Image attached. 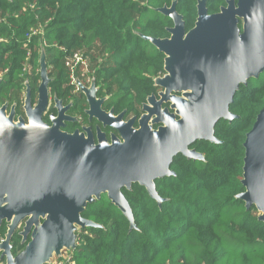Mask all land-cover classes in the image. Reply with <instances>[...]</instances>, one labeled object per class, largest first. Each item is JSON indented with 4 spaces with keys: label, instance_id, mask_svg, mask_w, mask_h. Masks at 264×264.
<instances>
[{
    "label": "trees",
    "instance_id": "trees-1",
    "mask_svg": "<svg viewBox=\"0 0 264 264\" xmlns=\"http://www.w3.org/2000/svg\"><path fill=\"white\" fill-rule=\"evenodd\" d=\"M198 1L0 0V107L6 104L8 111L13 106L15 121L25 118L23 95L28 88L35 103L43 54L48 97L69 105L70 116L88 123V104L83 94L74 93L65 67L67 57L81 51L92 67L102 110L139 118L159 90L156 80L164 74L166 58L146 38L169 39L173 28L160 9L174 4L189 32ZM225 6L226 0L205 3L208 15ZM51 104L48 113L55 114ZM263 105L264 71L239 86L229 107L236 118L214 127L219 143L195 142L190 149L202 160L179 154L170 165L174 175L154 182L160 205L137 183L122 189L134 229L106 194L87 204L80 216L97 227L75 232L70 262L62 264H264V223L254 206L246 209L236 198L245 191V136ZM6 232L2 221L0 240ZM20 232L10 238L12 256L31 240L22 242Z\"/></svg>",
    "mask_w": 264,
    "mask_h": 264
},
{
    "label": "water",
    "instance_id": "water-1",
    "mask_svg": "<svg viewBox=\"0 0 264 264\" xmlns=\"http://www.w3.org/2000/svg\"><path fill=\"white\" fill-rule=\"evenodd\" d=\"M160 11L173 21L170 38L146 39L166 57L167 89L183 93L184 99L166 97L179 110V119L161 112L158 102L148 112L153 123L164 126L151 130L148 117H144L140 129L133 130L130 123L121 122L122 116L113 119L111 113H105L100 107L102 101L95 102L92 82L85 92L88 115L117 131L123 142L118 143L114 137L107 145L99 136L95 145L89 134L84 138L61 133L59 127L69 118L56 99L61 108L49 128L42 121L49 82L43 54L33 106L29 89L25 92L23 110L28 125L20 123L23 119L18 117L20 122L14 126V107L9 117L5 115L7 105L0 107V224L12 221L0 241L4 264H50L53 253L57 255L65 247L73 250L76 226L97 227L80 214L102 194L128 219L129 229H134L122 189L129 190L137 183L160 205L154 182L174 175L170 170L173 158L180 154L202 160L190 146L201 140L219 143L214 137L215 125L236 118L229 111L236 91L264 71V0H238L236 5L229 1L213 15L207 14L202 2L197 6L195 26L187 33L174 4ZM238 19L242 20V30L237 27ZM243 148L241 184L245 191L236 198L246 209L254 206L261 212L258 221L264 223V105L245 136ZM25 217L28 221L20 235L25 240L27 230L33 228L31 240L12 256L9 240Z\"/></svg>",
    "mask_w": 264,
    "mask_h": 264
},
{
    "label": "flooded vegetation",
    "instance_id": "flooded-vegetation-1",
    "mask_svg": "<svg viewBox=\"0 0 264 264\" xmlns=\"http://www.w3.org/2000/svg\"><path fill=\"white\" fill-rule=\"evenodd\" d=\"M229 1H232L233 2V4H235L236 5V3H237V1L238 0H226V6H227V2H229ZM202 2H204V5H205V3H206V0H199L198 1V4H200V3H202ZM225 6V7H226ZM223 8V7H222ZM221 9V8H220ZM219 12H220V10H219ZM218 12V13H219ZM241 29H242V26L240 27ZM187 33V32H186ZM174 93V92H173ZM78 94H83L84 95V99L86 100V102H87V99H86V96H85V94H84V92H78ZM175 95H178V96H175V95H170V96H173V97H176V98H182V99H184V97L182 96V94L183 93H181V96H180V93H174ZM95 102H99V101H102V103H103V100H101V99H98V98H96V95H95ZM186 99V98H185ZM147 101H148V99H147ZM52 103H53V108L55 109V114H53V113H48V111H49V108L51 107V106H49L48 107V110L47 109H45V111H44V113H43V115H42V121H43V123L47 126V125H50L49 123V118L50 117H52L51 118V120L53 121V119L55 120L56 118H57V115H58V109H59V107L61 106L62 107V109H64V115L66 116V117H68L69 118V120L68 121H64V123H63V125L62 126H60L59 127V131L61 132V133H64V134H66V135H69V136H72V135H74V134H77L78 136H80V135H82L84 138H87V136H88V134H89V136H91L92 137V140H93V143L96 145L97 143H98V137L99 136H102L104 139H105V141H106V144L107 145H111V143H112V138H116V141L118 142V143H122L123 142V139L121 138V136H120V134L117 132V131H115L114 129H112L111 127H108V126H106V125H104L102 122H100L96 117H93V116H89L88 115V111H89V106H88V110H86L85 111V114H86V116H87V122L88 123H84L83 121H82V119L81 118H75V117H72V116H70L69 114H68V109H69V105H63V103L60 101V106L59 107H57V104L54 102V100H52L51 101ZM51 102H49V97H48V104H47V106L49 105V103H51ZM147 103V102H146ZM88 104V103H87ZM162 105L163 104H167L168 106H169V108H170V111H173V113L174 114H172L171 113V115H174L175 116V119L177 120V119H179V117H178V109L174 106V103L173 102H171V101H169L168 99H166V101L165 102H163V103H161ZM52 105V104H51ZM145 105V104H144ZM164 105V106H165ZM60 107V108H61ZM101 109H102V104H101ZM173 107V108H172ZM47 108V107H46ZM153 108V107H152ZM10 110V109H9ZM8 110V111H9ZM46 111H47V113H46ZM104 111V110H103ZM160 111L162 112V111H165V110H162L161 109V106H160ZM23 112H24V115H25V111L23 110ZM105 112V111H104ZM108 112H111L112 114H111V116H112V118L113 119H117V117L118 116H122V118H121V122L123 123V124H128V123H130L129 122V120L132 118V117H125V112H122V113H120V114H118V115H114L113 114V112L110 110V111H108ZM108 112H105V113H108ZM45 114H47V121H45V120H43V118L45 117ZM168 114H170V113H168ZM56 117V118H55ZM27 119V118H26ZM139 120V118L138 119H135V121H138ZM28 123V122H27ZM154 124H156V125H158L157 126V128H156V130H158V128H160V127H163L164 125L162 124V123H154ZM53 125V124H52ZM52 125H50V126H47V127H52ZM131 125V124H130ZM71 126H73V128H72V130H70L71 128ZM135 127L134 128H136L137 127V124L135 123V125H134ZM133 127V125H131V129H133V130H135L134 128H132ZM156 127V126H155ZM107 129L109 130V131H107ZM98 131V132H97ZM91 132H93V133H95V139L93 138V135H92V133ZM111 134H113L112 136H111ZM114 135H117L118 137H116V136H114ZM22 228H23V226H22ZM22 228H21V232L20 233H22ZM19 233V234H20ZM14 234V233H13ZM12 234V235H13ZM6 235V234H5ZM21 236V235H20ZM30 237V234L29 235H27L26 236V238H25V240H23L22 242H25L26 241V239H27V237ZM4 238H5V236H4ZM3 238V239H4ZM3 239H1V240H3ZM21 239H22V236H21ZM0 240V241H1ZM9 245H10V247H11V244H10V240H9ZM10 251H11V248H10Z\"/></svg>",
    "mask_w": 264,
    "mask_h": 264
},
{
    "label": "rangeland",
    "instance_id": "rangeland-1",
    "mask_svg": "<svg viewBox=\"0 0 264 264\" xmlns=\"http://www.w3.org/2000/svg\"><path fill=\"white\" fill-rule=\"evenodd\" d=\"M235 5V4H234ZM242 20L241 19H238V24H237V27H238V29L239 30H242L240 27L242 26ZM166 66V65H165ZM165 66H164V74L159 78V79H157L156 80V86L158 87V92H157V94L156 95H152L151 97H149L148 98V101H147V103L141 108V111H142V114L140 115V117H139V120L138 121H135V119H138L136 116H130V117H132L130 120H129V122H130V124L131 125H133V127L132 128H134L135 126V123L137 124V127L136 128H134L135 130H139L140 129V123H141V121H142V119L144 118V117H148V120H147V125L151 128V130H156V128H157V126L158 125H156V124H154L153 123V117H151L150 116V114H149V112H148V109H152V107H153V105H154V103H158V102H161V103H163V102H165L166 101V97H169L171 94L172 95H175L173 92H171V91H169L168 89H167V81H165V79L167 78V77H169V73L165 70ZM93 82V81H92ZM92 82H91V84L90 85H86V86H84V87H82V90H83V92H84V94H85V96H86V91H89L90 90V88H91V85H92ZM90 93H91V91H90ZM25 96H26V93L24 94V96H23V105H24V98H25ZM35 96L37 97V91H36V93H35ZM88 96V95H87ZM175 96H178V95H175ZM180 96H181V93H180ZM182 96H183V94H182ZM36 101H37V99H35V103H36ZM49 102H51V100H50V98H49ZM34 103V104H35ZM52 103V102H51ZM51 103H49V105L47 106V110H48V107L49 106H51ZM34 104H32V106L34 105ZM165 104H161V109L162 110H165L166 112H168V113H172V114H174L173 113V111H170V108H169V106L166 104L165 106H164ZM10 111V110H9ZM9 111H6V113H5V115L7 116V117H9ZM46 113H47V111H46ZM108 113H111V112H108ZM112 114V113H111ZM45 115H47V114H45ZM51 118L52 117H50L49 118V124L50 125H52V120H51ZM56 118V117H55ZM23 119V121L22 122H20V121H18V120H16V121H14L13 120V124H14V126H17L18 125V123L20 122V123H22V124H24L25 126H27L28 125V123H27V119L26 118H22ZM50 125H47V126H50ZM156 126V127H155ZM98 132V131H97ZM92 133V135H93V138L95 139V133H93V132H91ZM113 134H111V136H112ZM114 136H116V137H118L117 135H114ZM261 214V212H259V211H256V215H260ZM27 221H28V217H25V218H23V219H21L20 221H19V223H18V225H17V227H16V229L14 230V232L16 231V230H20L21 231V228H22V226H23V228L25 229V227H26V223H27ZM11 220H9V222H8V224L7 225H10L11 224ZM42 222V219H40L39 220V223H41ZM23 228H22V230H23ZM79 229H81V228H79L78 226H76V231L77 230H79ZM75 231V232H76ZM27 232H28V234H30V236H31V234H32V232H33V228L31 229V230H27ZM2 241V240H1ZM60 253H58L57 255L55 254V253H53L52 254V257L50 258V264H55L56 262H57V260H58V256H59V254H60V256L61 257H68L69 256V254H68V250H66V247L65 248H62L60 251H59ZM5 262V261H4Z\"/></svg>",
    "mask_w": 264,
    "mask_h": 264
},
{
    "label": "built area",
    "instance_id": "built-area-1",
    "mask_svg": "<svg viewBox=\"0 0 264 264\" xmlns=\"http://www.w3.org/2000/svg\"><path fill=\"white\" fill-rule=\"evenodd\" d=\"M36 32L33 31L32 34ZM65 67L69 70V80L73 87L74 93L83 92L82 87L90 85L93 81L92 67L87 57L81 51H76L67 57ZM24 96V95H23ZM1 253V251H0ZM55 264H62L63 261L70 262V257H60ZM0 264H4V260H0Z\"/></svg>",
    "mask_w": 264,
    "mask_h": 264
}]
</instances>
